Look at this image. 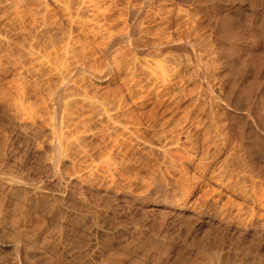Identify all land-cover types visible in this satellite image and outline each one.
I'll return each instance as SVG.
<instances>
[{
    "label": "bare ground",
    "instance_id": "bare-ground-1",
    "mask_svg": "<svg viewBox=\"0 0 264 264\" xmlns=\"http://www.w3.org/2000/svg\"><path fill=\"white\" fill-rule=\"evenodd\" d=\"M0 264H264V0H0Z\"/></svg>",
    "mask_w": 264,
    "mask_h": 264
}]
</instances>
